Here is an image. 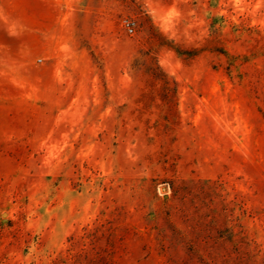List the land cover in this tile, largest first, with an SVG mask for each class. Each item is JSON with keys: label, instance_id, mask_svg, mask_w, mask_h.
I'll list each match as a JSON object with an SVG mask.
<instances>
[{"label": "rangeland", "instance_id": "1", "mask_svg": "<svg viewBox=\"0 0 264 264\" xmlns=\"http://www.w3.org/2000/svg\"><path fill=\"white\" fill-rule=\"evenodd\" d=\"M0 264H264V0H0Z\"/></svg>", "mask_w": 264, "mask_h": 264}, {"label": "built area", "instance_id": "2", "mask_svg": "<svg viewBox=\"0 0 264 264\" xmlns=\"http://www.w3.org/2000/svg\"><path fill=\"white\" fill-rule=\"evenodd\" d=\"M126 29L128 32L132 33L133 32V27L130 24H127Z\"/></svg>", "mask_w": 264, "mask_h": 264}]
</instances>
